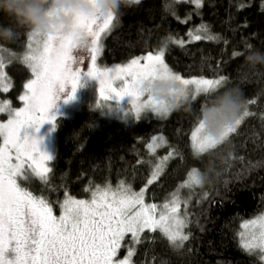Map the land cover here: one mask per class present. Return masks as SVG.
Segmentation results:
<instances>
[{
  "label": "trees",
  "instance_id": "1",
  "mask_svg": "<svg viewBox=\"0 0 264 264\" xmlns=\"http://www.w3.org/2000/svg\"><path fill=\"white\" fill-rule=\"evenodd\" d=\"M114 20L115 27L103 39L100 61L104 65L126 63L165 47V62L184 78L226 77L218 92L237 89L250 115L228 140L196 152L190 135L210 98L207 94L188 100L165 117L129 122L88 101L72 115L56 116L55 127L48 122L53 134L46 152L53 159L47 163L51 169L47 181L28 170V179H18L20 186L45 199L55 214L66 196L89 199L105 188L143 189V199L158 206L179 191L187 220L183 231L189 239L174 248L158 229L145 230L142 242L132 247L131 264H264L259 252L240 247L239 237L245 221L264 214V64L251 66L244 59L249 50L264 53V0H202L200 9L187 0H140L118 9ZM11 24L0 13V25ZM193 31L216 39H189ZM16 32L11 41L0 40L10 83L7 91L0 90V98L13 107L20 104L19 96L31 77L23 60L10 58L28 40L25 29ZM169 36L183 41V46L168 41ZM157 135L163 145L151 151L148 143ZM161 164L160 174L150 179ZM193 170L201 183L182 196L186 187L181 185ZM130 243L126 236L119 254Z\"/></svg>",
  "mask_w": 264,
  "mask_h": 264
},
{
  "label": "snow or ice",
  "instance_id": "2",
  "mask_svg": "<svg viewBox=\"0 0 264 264\" xmlns=\"http://www.w3.org/2000/svg\"><path fill=\"white\" fill-rule=\"evenodd\" d=\"M134 3H140V0H134ZM195 3L197 7L200 6V0H195ZM114 19L116 14L111 13L103 17L73 13L70 16L69 31L50 33L43 37L30 34V40H35V46L29 44L23 62L35 78L25 85L27 93L20 97L25 106L11 114L6 124H0V136L4 138V144L0 146V264H131L134 248H129L123 260H114L126 233H131L132 242L138 244L142 242L141 233L158 229L174 248L182 247L183 242L189 239V235L183 232L187 220L186 213L184 217L180 215L179 191L164 203L158 218V206L144 204L142 189L140 193L127 190L94 193L91 204L66 196L61 204L62 214L57 220L45 199L34 196L17 183L18 179L29 178L28 170L31 175L47 181L51 171L47 163L53 159L52 156L40 149L39 140L35 136L25 134L21 137L19 133L29 125L38 129L45 121L52 122L55 127V114L50 113V109L59 98L58 93L64 90L66 84L71 85L72 91L65 99H72L80 85L82 69L77 66L73 70V49H83L90 60L84 74L98 82L100 99L97 107L107 106V101L113 98L119 100L129 96L132 98V113L136 119L141 118L145 108L155 104L150 99L142 100L138 92V82L146 78L171 75L184 86L182 92L192 100L200 93L209 96L218 93L226 77L184 78L165 62V47H161L155 54L148 52L132 58L124 65L98 67L97 58L102 51L101 35L111 29ZM203 31L207 33V29ZM81 35L85 38L83 46L79 43ZM189 35L192 36L191 32ZM192 38L197 41L216 39L207 34ZM168 41L180 46L184 44L171 36ZM239 55L241 53L233 52V56ZM83 59L81 56L79 63ZM3 67L4 59H0V79L3 78ZM114 82H119V85L114 86ZM3 111L5 108L0 107V112ZM167 114L163 112L156 116ZM249 115L245 108L233 124L225 127L217 137L204 134L203 125L198 122L191 133L192 147L197 152L214 149L228 140L229 135L237 131L243 118ZM152 139L155 141L157 137L153 136ZM148 147L154 150L153 144ZM13 149L15 164L11 163L10 153ZM161 171L162 164L157 165L153 179ZM151 183L152 180H149ZM200 183V177L193 170L181 187L191 188ZM187 202L183 201L185 205ZM241 227L251 230L247 234L240 233V247L249 253L259 252L264 260V214L246 221ZM10 247L15 254L11 259L7 255Z\"/></svg>",
  "mask_w": 264,
  "mask_h": 264
},
{
  "label": "clouds",
  "instance_id": "3",
  "mask_svg": "<svg viewBox=\"0 0 264 264\" xmlns=\"http://www.w3.org/2000/svg\"><path fill=\"white\" fill-rule=\"evenodd\" d=\"M133 3L134 0H0V13L12 21L11 25H0V40L11 41L17 35L18 28L40 37L69 31L70 16L73 13L103 17L110 13L116 14L122 6ZM79 43L81 46L85 44L83 35ZM0 59L4 57L0 55ZM244 59L251 66L264 64V53L249 50ZM183 87L173 76L165 74L138 82L141 99L155 102L144 110H150L155 115L169 113L187 105L189 98L182 92ZM243 109L244 102L238 90L225 88L211 95L201 107L198 122L202 123L204 134L217 137L225 127L233 124ZM127 111L132 112V105Z\"/></svg>",
  "mask_w": 264,
  "mask_h": 264
},
{
  "label": "rangeland",
  "instance_id": "4",
  "mask_svg": "<svg viewBox=\"0 0 264 264\" xmlns=\"http://www.w3.org/2000/svg\"><path fill=\"white\" fill-rule=\"evenodd\" d=\"M187 1H189L195 7V9H200L201 4H202V0H200V6L199 7H197V5L195 3V0H187ZM115 25H116V23H115V20H114L111 29H113V27H115ZM109 31H107L106 33L101 35V40H100L101 45L103 44V39H104L105 35ZM195 35H197V34H195L194 31H193L192 32V36H189L188 38L189 39H193L192 37H194ZM27 39H28L27 43L25 44V46L21 50V52L16 53V54H14V53L9 54L11 59L18 57L19 59L23 60L24 55L29 51V44H32L33 47L35 46V40L34 39L30 40V34L29 33H28ZM71 54L75 58L74 59V63L72 65L73 70H75L77 66H79L82 69L80 85L77 87L75 93L73 94V98L72 99H67V100L65 99L68 96V94L72 91L71 85L66 84L65 87H64V90L62 92L58 93L59 98L56 99L55 104L50 109V113L55 114V117L56 116H61V115H72L74 112H76L77 110L82 108L83 104L84 105L87 104L86 102H88V101H90L92 103V105L97 106V101L100 99L99 90H98V87H99L98 82L95 80V78L88 77L87 75L84 74L87 71L89 63H90V60H89V58L87 56L86 51H84L83 49H73ZM153 54H155V53H153ZM81 56H83L84 59H83L82 63H79V58ZM100 56H101V53H100V55L97 58V66L101 67V68L114 67L116 65H124V64L127 63V62L126 63H120V64H116V65H111V66L110 65H104L100 61ZM4 67H5V62H4ZM4 67L2 69L3 78L0 79V90L7 91L9 89L10 83L8 81V78H7L6 74H5ZM28 69L31 72V77L25 82L24 87L22 89V92H21V94L19 96L20 104L18 106H16V107H13V106H11L9 100L0 98V107H4L5 108V111L0 112V124H6L8 122V120L11 118V114H14V112L16 110H19V109H21V108H23L25 106V102L22 101L20 99V97L27 93V89L25 88V85L35 78L33 73H32V71H31V69L29 67H28ZM208 79H216V78H208ZM118 85H119V82H114V86H118ZM58 87L59 86L57 85V88ZM201 94H204V93H200L198 96H200ZM131 99L132 98L129 97V96L121 97L119 100L113 98L112 100L107 101V105H110L111 107L100 106L98 108L101 109L104 113H107L108 115L113 116L115 118L124 119V120H127L128 122L131 121V120L133 121L134 119H136L134 114L132 112L127 111V109L131 107V104H130ZM189 100H191V98H189ZM101 104L103 105L102 101H101ZM171 112H169V113H171ZM146 116L147 117H165V116H156L150 110L149 111H145L141 115V117H146ZM195 127H194V129H195ZM51 132H52V128H51ZM51 132H50V128L48 126V121H45V122H43L40 125V127L38 129H34L31 125L23 127L19 134L21 135V137H23L25 134H27L28 136H35L39 140L40 149L42 151L46 152L50 148L51 143H52ZM52 134H53V132H52ZM155 137H157V139L155 141H153V139L151 138L150 142L148 143V145L149 144H153L154 145V150L156 148H158V147L163 145V138L161 136H159V135H157ZM190 140H191V135H190ZM3 144H4V138L2 136H0V146H2ZM191 144H192V140H191ZM150 150L153 151L152 149H150ZM194 151H196V150L194 149ZM10 154L12 156L11 163L15 164L16 163L15 150L13 149ZM155 171H156V169H155ZM188 177H189V175H188ZM188 177H187V179H188ZM150 179H153V174L150 176ZM17 183L19 184L18 180H17ZM183 184L184 183H182V185ZM19 186H20V184H19ZM194 186H196V185H194ZM194 186H192V187H194ZM121 190H127L130 193H140V192H131V191H129L128 189H126L124 187L107 188V189L105 188V189H102V190H98L95 193L99 194V193H102L104 191H108L109 193H113V192H118V191H121ZM188 190H190V188L186 187V190H184L181 195L187 197V191ZM93 198H94V194L89 199H76V200L85 201L86 203L91 204ZM96 198H97V200H99V196L98 195H97ZM144 204L145 205H151V203H147L145 200H144ZM50 207H51V205H50ZM161 209H162V206H158L157 207V218L159 216V212L161 211ZM52 212H53V216L56 217L57 220H58L59 217L62 214L61 205H60L59 212L57 214H55L56 212H54L53 208H52ZM180 215H181V217L185 216L184 210H182V208H180ZM250 230L251 229H244V228L241 227L239 233L244 232V233L247 234V232H249ZM126 236H129V239H130L131 243L129 245H125L124 246V249H123L121 254H119V249L120 248L117 250V255L114 258V260H116V261L123 260L127 256L129 248H132L134 246V243L132 242L131 233H126L124 238H126ZM239 237H240V234H239ZM240 240H241V237H240ZM122 242H123V240L120 242L121 245H122ZM13 246H14V242H13ZM7 255H8L9 259L14 257L15 254H14V252H12L11 247L9 248Z\"/></svg>",
  "mask_w": 264,
  "mask_h": 264
},
{
  "label": "water",
  "instance_id": "5",
  "mask_svg": "<svg viewBox=\"0 0 264 264\" xmlns=\"http://www.w3.org/2000/svg\"><path fill=\"white\" fill-rule=\"evenodd\" d=\"M0 55H2V53L0 52Z\"/></svg>",
  "mask_w": 264,
  "mask_h": 264
}]
</instances>
